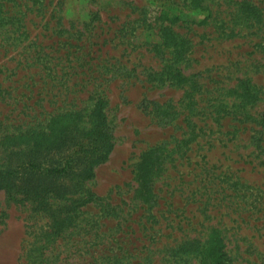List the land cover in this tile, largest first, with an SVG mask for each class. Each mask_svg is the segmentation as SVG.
Here are the masks:
<instances>
[{"label":"rangeland","instance_id":"rangeland-1","mask_svg":"<svg viewBox=\"0 0 264 264\" xmlns=\"http://www.w3.org/2000/svg\"><path fill=\"white\" fill-rule=\"evenodd\" d=\"M185 1L0 0L10 10L11 19L27 29L23 43L17 41L10 50L0 51V154L10 153V136L29 129L47 130L54 115L90 108L99 97L107 102L114 135L108 159L95 167L86 185L99 201L87 205L86 212H77L52 254L53 248L43 236L46 217L34 212L30 203L9 200L6 191L0 190V264H34L47 256L54 264H177L170 247L186 235L206 237L218 221L229 250L224 264H264V148L251 142L250 130L239 129L235 135L202 134L188 151V155L193 154L192 161L186 157L185 145L168 155L155 189L160 188L180 210L174 204L146 210L139 196L136 167L142 153L162 144L169 153L176 146L174 135L182 136V129L160 125L158 117L145 111V105L150 100L177 102L185 98L181 88L146 81L151 72L148 68L161 63L149 45L158 40L157 30L144 21L143 11L166 4L178 11ZM252 1L264 12V0ZM194 11L193 6L184 8L182 19L188 20L186 27L195 29L191 35L199 41L197 68L219 63L230 66V61L245 57H257L264 63V50L255 45L259 40L264 42V27L258 36L217 40L214 25L191 22L200 17ZM8 35L3 33L0 40ZM254 62L248 61L254 79L264 84V65ZM153 106L151 103L149 109ZM258 108L264 110V104ZM228 128L226 124L223 130ZM204 156L218 165L223 163V167L231 165L246 182L238 185L242 191L234 195L233 183L229 185L228 179L221 177L217 181L222 179L225 190L212 184L203 192L205 201L217 198L215 202L221 204L211 212L217 217L209 216L210 211L194 200L196 197L190 195L187 200L179 191L165 192L170 189L167 183L178 182L179 173L190 170L194 166L191 162H202ZM4 162L1 158L0 168ZM198 172L195 169L189 179L196 181ZM193 181L189 192L198 185ZM245 191L248 196L243 199L239 195ZM94 255H100L98 260Z\"/></svg>","mask_w":264,"mask_h":264},{"label":"trees","instance_id":"trees-1","mask_svg":"<svg viewBox=\"0 0 264 264\" xmlns=\"http://www.w3.org/2000/svg\"><path fill=\"white\" fill-rule=\"evenodd\" d=\"M232 1L186 0L182 3V10L175 11L170 4H166L143 11L144 21L157 30L158 40L149 45L161 63L157 68H148L151 72L146 76V81L178 87L185 94V98L177 102L150 100L145 105V111L158 117L160 125L182 129V136L174 135L176 146L169 153L162 144L150 146L141 155L136 178L139 196L146 210L155 206H175L166 194H161L160 188L155 189V182L165 169L168 155L182 145H185L186 157L192 161L193 154L188 155V151L193 148L191 143L202 134L209 136L218 132L235 135L239 129L250 130L251 142L264 148V110L258 108L264 104V84L254 79L253 70L250 69V64L255 65L254 61L258 66L264 63L257 57L255 60L245 57L236 62L230 61V66L219 63L205 69L197 68L196 65L200 63V56L196 55L199 41L196 42L191 35L195 29L186 27L184 23L188 20L182 19L184 8L193 6V13L200 17L198 21L192 18L191 22L214 25L217 40L237 36L246 38L254 33L258 36L257 32L264 27V12L260 6L252 0ZM9 13L10 10L0 3V35L9 34L0 40L2 52L10 50L13 44L18 45L17 41L23 43L27 34L22 22H14ZM179 28L187 29L180 31ZM248 39L252 41V38ZM255 45L264 50V42L259 40ZM251 60L252 63L248 64ZM106 103L105 99L99 97L90 108L67 110L54 115L48 122L47 130L29 129L10 136V153L0 154V159L5 158L0 168V190L6 191L9 200L30 203L34 212L46 217L47 229L43 231V236L51 248L76 219L77 212H86L87 205L100 199L86 185L93 178L95 167L108 159L114 147L113 128L108 122ZM151 103L154 106L149 109ZM199 122L204 124L200 125ZM226 124L230 129L224 131ZM204 159L189 163H194V166L179 173L178 182L167 183L170 189L165 192L179 191L180 195L185 194L187 200H190V195L196 197L194 200L200 201L211 213L221 204L215 202L217 198L205 201L203 192L211 189L212 184L221 186L222 179L217 181V178H227L229 185L233 183L234 195L242 191L238 185L245 186L246 182H242L231 165L223 167V163L218 165L212 158L204 156ZM218 161L221 159L218 158ZM195 169H199V172L195 174L196 181H193L189 178ZM192 181L194 184L198 182V185L189 192L188 185ZM221 187L225 190L227 186ZM239 196L246 199L248 194L245 191ZM160 200L164 201L161 203ZM219 212L225 215L221 209ZM209 216L217 217L212 213ZM220 225V221L212 224L206 237L202 234L195 237L186 235V239L184 236L179 239L177 246L170 247L177 264H190L189 260H192L191 263L195 260L197 264H224L229 250L227 237ZM98 256L94 255L93 259L98 260ZM98 263L88 261L84 264ZM34 264L54 262L47 256Z\"/></svg>","mask_w":264,"mask_h":264}]
</instances>
